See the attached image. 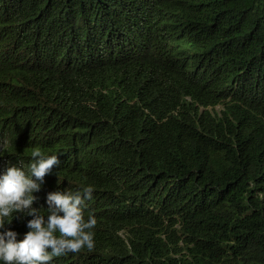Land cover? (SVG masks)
<instances>
[{
	"label": "trees",
	"instance_id": "obj_1",
	"mask_svg": "<svg viewBox=\"0 0 264 264\" xmlns=\"http://www.w3.org/2000/svg\"><path fill=\"white\" fill-rule=\"evenodd\" d=\"M35 148L45 218L93 187L50 264H264V0H0V176Z\"/></svg>",
	"mask_w": 264,
	"mask_h": 264
},
{
	"label": "clouds",
	"instance_id": "obj_2",
	"mask_svg": "<svg viewBox=\"0 0 264 264\" xmlns=\"http://www.w3.org/2000/svg\"><path fill=\"white\" fill-rule=\"evenodd\" d=\"M33 162L26 173L20 167H10L0 176V229L11 224L13 213L31 216L30 229L22 240L12 230L0 231V261L4 264H50L54 257L79 253L94 248L97 220L91 214L85 220L86 201L92 199L93 187L82 190L57 191L47 197L49 215L45 218L33 204L34 193L40 191L44 178L59 165L58 156L46 157L35 148Z\"/></svg>",
	"mask_w": 264,
	"mask_h": 264
}]
</instances>
